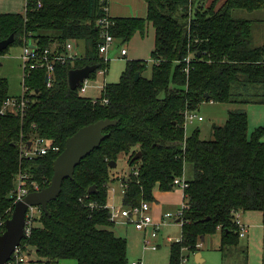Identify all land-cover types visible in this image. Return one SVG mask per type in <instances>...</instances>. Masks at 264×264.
Masks as SVG:
<instances>
[{
	"label": "trees",
	"instance_id": "1",
	"mask_svg": "<svg viewBox=\"0 0 264 264\" xmlns=\"http://www.w3.org/2000/svg\"><path fill=\"white\" fill-rule=\"evenodd\" d=\"M41 1L39 7L32 0L24 14H0V42L14 35L11 46H24L32 38L40 50L57 45L63 52L66 43L83 41L85 53L58 64L51 87L45 82V70L32 71L23 82L22 96L30 100L26 114L0 116V222L12 216L19 175L29 176L23 186L30 193L35 192L33 183L40 190L47 188L66 141L81 128L109 119L118 125L103 132L106 139L100 148L81 161L72 179L63 182L60 196L48 205L49 214L42 212L30 237L22 242L29 259V251L34 250L46 264L67 260L128 264L127 240L112 230L115 226L107 210L91 209L89 204L110 203L108 185L120 180L127 184L124 207L152 202L156 188L173 190L174 180L183 177L188 164L194 177L185 191L187 223L181 231L182 243L170 246L169 264H181L186 252L198 251L202 238L219 231L223 258L236 253L241 238L234 214L264 212V127L250 134L248 113L231 111L224 126L212 125L214 139L204 141L199 129L186 136L184 117L205 102L264 105V45L252 46L253 21L234 16L236 10L264 11V0H212L208 7L196 8L190 0H143L146 18H110L106 0ZM104 18L111 20V36L123 43L144 34L148 24L153 26V69L148 79L143 75L148 62L127 61L119 83L106 84L94 103L79 89L72 91L68 77L70 71L86 66L109 68L99 50V21ZM190 54L194 59L187 74L184 61ZM96 75L97 71L90 79ZM241 87L263 91L238 100L233 90ZM8 98L7 81L2 80L0 106ZM38 139L60 151L23 159L21 143ZM139 152L142 158L133 162ZM122 156H128V178L117 170ZM112 162L117 163L115 169L109 167ZM93 186L96 194L86 199ZM4 231L5 225L0 235ZM240 253L243 264H248L247 249Z\"/></svg>",
	"mask_w": 264,
	"mask_h": 264
},
{
	"label": "rangeland",
	"instance_id": "2",
	"mask_svg": "<svg viewBox=\"0 0 264 264\" xmlns=\"http://www.w3.org/2000/svg\"><path fill=\"white\" fill-rule=\"evenodd\" d=\"M203 1V0H201ZM205 1V0H204ZM199 2V0H198ZM26 0H0V14L7 12H16L20 14L25 13ZM210 4H206L208 7ZM236 18H242L253 21V33H252V46L259 47L264 45V11L247 12L243 10H236L234 12ZM74 52L78 53V57H81L85 53V43L83 41L73 42ZM76 49V50H75ZM126 49L129 51L128 57H122L121 51ZM155 49V30L151 24L146 28L144 34L137 33L129 42L123 43L117 40L112 45L108 58L110 60L109 68L105 76H96L95 80H91L90 87L85 94H80L85 98L96 99L101 98V92L95 88L97 85L106 84H118L123 72L126 69L127 61H144L148 62V69L144 72V77L151 78L153 63L151 62V54ZM23 53V46H11L4 55H0V81H7L8 94L10 97H20L24 91V70L21 56ZM263 89L261 87L251 88L246 91L244 88H234L233 92L237 96L238 100L247 99L248 94H262ZM256 92V93H255ZM249 98V97H248ZM241 110L248 113L249 116V133L254 132L256 128L264 127V105L258 104H219L205 102L200 106V109L196 111L198 117L203 118V122H194L186 126V136L189 137L196 129L201 131V139L204 141H211L214 139L213 130L210 125L222 127L226 124L229 116V112ZM264 140V139H263ZM128 156H122L118 162V172L121 176L128 178L130 169L127 165ZM184 177L188 180L193 179L194 170L190 164L184 168ZM114 184V183H113ZM113 184L108 185L109 189ZM119 187V185H118ZM119 190V189H118ZM121 191L119 190L118 196ZM112 194V193H111ZM118 201V199H117ZM116 201V202H117ZM181 206V205H180ZM168 212L175 213V210ZM113 231L120 237H125L130 232L143 235L142 241L134 240L129 241L128 246V264L138 263L141 259L142 264H169V243L168 237H172L178 240L182 236L181 226L176 222H171L170 225L162 228L158 235V238L153 242L158 244L160 248L157 251L143 250V241L145 234L135 230L134 226H115ZM164 238V240H163ZM213 239V240H211ZM240 239V244L245 245V242ZM203 246L200 252L205 257L203 263H197L196 254L187 252L186 264H224L222 261V255L219 252L220 236L215 235L209 237L206 242H202ZM33 253V254H32ZM30 264H46V262H40L37 256L34 254V250L29 251ZM64 264H77L74 260L62 261ZM225 264H238V257L228 256Z\"/></svg>",
	"mask_w": 264,
	"mask_h": 264
},
{
	"label": "built area",
	"instance_id": "3",
	"mask_svg": "<svg viewBox=\"0 0 264 264\" xmlns=\"http://www.w3.org/2000/svg\"><path fill=\"white\" fill-rule=\"evenodd\" d=\"M32 0H26L25 7ZM38 3L39 7L42 5L41 0H34ZM195 1V0H190ZM99 26L101 27V38L102 44L99 46L101 58L105 63H110L108 58L109 51L112 45L115 42V39L110 34V26L111 20L109 18H104L99 21ZM32 44L34 47H30L29 44ZM121 56L126 57L127 51L123 49L121 51ZM78 58L76 53L74 52V44L73 42H68L63 47V52L60 51V48L55 45L51 49L40 50L37 44L33 41L32 38L26 39L23 46V53L21 56V60L23 63L24 70V79L28 77L32 71L35 70H45L47 72V77L49 81L47 83L48 87L52 85V76L55 72V68L58 64L65 65L68 61H74V59ZM194 59V55L190 54L184 61L187 65L185 68V72L189 74L190 65ZM106 70H98L96 76H105ZM91 79L85 80L82 85L78 88L80 94H85L87 89L90 87ZM26 92L24 89L23 93ZM30 100L25 96L20 97H10L8 98L1 106H0V116L6 115H17L20 114L24 116L27 112L28 105ZM95 103L96 100H93ZM105 104L108 103V100L104 101ZM212 103V102H211ZM185 129L188 124H193L194 122H203L202 117H198L195 111H186L185 112ZM21 157L23 159H27L29 161L34 160L37 157L45 156L50 152L58 153L60 151L59 147L53 146L49 141L45 139H38L33 142L32 146L29 148L28 143H21ZM131 173L134 175H138V170H132ZM29 180V176L19 175L17 180V195L15 203L22 201L28 194H30L29 190L25 188L23 185L26 181ZM121 195L124 197L127 184L121 182ZM35 192L40 191V188L37 184L33 183ZM173 189L179 190L184 194L185 199V191L189 188V181L187 178L180 177L176 178L173 183ZM110 193L116 194L117 189L115 187H111ZM90 194L85 198L88 199ZM151 203L147 201H142L140 205L126 208L123 206V203L110 202L105 206L99 207L95 203H90L88 207L91 209L103 208L108 211L110 215V222L114 224V226H134L135 230L142 232L145 234V238L143 241V250L147 251H157L159 249V245L154 243L153 241L158 238L159 233L161 232V228L166 227L171 224V222H176L181 226V231L183 226L187 223L183 220L184 215L187 211L186 202L181 203L180 208L175 212H167L162 217L161 221L157 222L154 220V217L151 213ZM42 209L40 207H29L26 215H25V235L26 239L30 237L32 230L36 224V222L40 219L42 214ZM235 219L236 224L240 228V238H245L247 235V227L242 224L240 220V213H236ZM6 222H0V227L5 225ZM25 239V240H26ZM23 240V241H25ZM183 237L175 240L172 237L167 238V242L172 244L182 243ZM203 246L202 242L197 245L198 249H201ZM30 261L29 256L25 253V250L20 246L15 250L12 255V258L6 264H28ZM187 259L184 257L182 259L181 264H186ZM133 264H142V262L133 263Z\"/></svg>",
	"mask_w": 264,
	"mask_h": 264
},
{
	"label": "water",
	"instance_id": "4",
	"mask_svg": "<svg viewBox=\"0 0 264 264\" xmlns=\"http://www.w3.org/2000/svg\"><path fill=\"white\" fill-rule=\"evenodd\" d=\"M15 42V36L0 42V53L6 51ZM30 47H34L31 43ZM98 71V66H86L82 69L69 72V86L72 91H76L85 80L90 79L91 75ZM139 75L135 81L139 80ZM49 78L46 77V84ZM206 96V101H209ZM116 120H101L94 124L81 128L75 135L66 141L64 151L59 155L53 164V177L50 185L38 192L28 194L22 201L15 204L12 216L5 223V231L0 235V264H6L12 258L13 253L22 245L25 235V215L29 207H40L45 214H49V203L58 199L62 192L63 182L72 179L76 168L81 161L88 157L95 150L99 149L102 142L106 139L103 132L110 127L117 126ZM212 128V125H210ZM33 142H29V148ZM142 153L139 152L133 162L140 160ZM111 169L117 167L116 162L109 164ZM89 194H96V187L89 189ZM205 238H202V242Z\"/></svg>",
	"mask_w": 264,
	"mask_h": 264
},
{
	"label": "crops",
	"instance_id": "5",
	"mask_svg": "<svg viewBox=\"0 0 264 264\" xmlns=\"http://www.w3.org/2000/svg\"><path fill=\"white\" fill-rule=\"evenodd\" d=\"M211 1L212 0H205V1L199 0L198 2V0H195L194 8L202 6V5L205 6L206 4H210ZM106 2H107V13L110 18H146L147 17V5L143 0H106ZM3 14H19V13L7 12ZM76 55L79 56L78 53H76ZM128 55H129V51L127 50L126 57H128ZM105 85L106 83L104 82L103 85L101 84L97 85L95 88H98L97 90H99L102 94V91ZM90 87H93V86H90ZM97 99L99 98L90 99V100H97ZM120 184H121V180L112 185V187H115L117 189V193L116 194L110 193L111 194L110 202H113V201L116 202L118 199L117 203H122V199H123L122 195L118 196V193L121 187ZM153 199L154 200L151 203V208H152L151 213H152V216L154 217V220L159 222L161 221L165 213H167L170 210L177 211L180 208L181 203L184 202V194L181 191L176 190V189H173L170 191H162L159 188H156L153 191ZM240 220L242 224L247 227V235L245 238H242V240L245 242V245H242L241 243L240 247L235 249L236 253H234L233 255L238 257V264H243L244 255H241L240 252L242 251V249H247L248 264H264V212L240 213ZM215 235L220 236V243H221L220 231ZM136 237H138L137 240L142 241L143 235L137 234L135 232H130L129 234L126 235V238L125 237H122V238H125L128 242V246H130L129 241L134 240V238L136 239ZM209 237H212V236H209ZM209 237L205 238L204 242H206ZM170 246L171 245L169 244L168 247H169V251L171 252ZM170 252H169V262H170ZM197 252H196L197 253L196 254L197 263H203L205 257L200 252V249H198ZM186 253L184 254V256H186ZM141 261L142 260L139 259V262ZM222 261L225 264L226 260L223 258V256H222ZM59 264H64V263H62L61 261Z\"/></svg>",
	"mask_w": 264,
	"mask_h": 264
}]
</instances>
